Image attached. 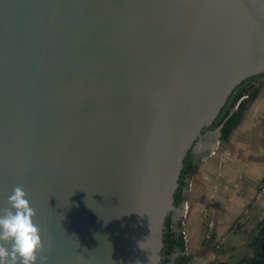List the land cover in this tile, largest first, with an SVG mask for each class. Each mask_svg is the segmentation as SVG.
Instances as JSON below:
<instances>
[{"label":"water","instance_id":"95a60500","mask_svg":"<svg viewBox=\"0 0 264 264\" xmlns=\"http://www.w3.org/2000/svg\"><path fill=\"white\" fill-rule=\"evenodd\" d=\"M263 74L264 0H0V209L23 185L41 264H161L186 157Z\"/></svg>","mask_w":264,"mask_h":264},{"label":"crops","instance_id":"0c3cea01","mask_svg":"<svg viewBox=\"0 0 264 264\" xmlns=\"http://www.w3.org/2000/svg\"><path fill=\"white\" fill-rule=\"evenodd\" d=\"M197 166L186 199L191 249L203 227L211 225L218 234L225 229L236 233L233 251L245 250V244L251 250L264 221V90L250 102L229 139L220 138L214 152Z\"/></svg>","mask_w":264,"mask_h":264},{"label":"trees","instance_id":"16d2710c","mask_svg":"<svg viewBox=\"0 0 264 264\" xmlns=\"http://www.w3.org/2000/svg\"><path fill=\"white\" fill-rule=\"evenodd\" d=\"M253 78L249 80L251 81ZM241 86L237 88V93L235 92L236 94L234 93L231 96L213 124V127L223 125L221 140L226 141L229 139L233 130L242 121L248 105L257 97L260 91V87L255 88L251 86L250 88H242ZM197 168L198 166L195 163L194 155L189 153L184 161V169L180 176L179 188L175 194V205L177 207L186 200L185 189L188 188V180L196 172ZM166 226L165 247L163 250L164 259L161 264H191L190 257L183 254L186 250L183 235L175 230L171 216L167 218ZM211 264H229V262L218 261L212 262ZM238 264H264V221L258 227L257 235L251 244V254L244 257Z\"/></svg>","mask_w":264,"mask_h":264},{"label":"clouds","instance_id":"9594fccd","mask_svg":"<svg viewBox=\"0 0 264 264\" xmlns=\"http://www.w3.org/2000/svg\"><path fill=\"white\" fill-rule=\"evenodd\" d=\"M23 185H17L0 209V264H41L44 243Z\"/></svg>","mask_w":264,"mask_h":264},{"label":"rangeland","instance_id":"374dc122","mask_svg":"<svg viewBox=\"0 0 264 264\" xmlns=\"http://www.w3.org/2000/svg\"><path fill=\"white\" fill-rule=\"evenodd\" d=\"M259 87L264 90V82ZM249 173L250 172L245 175L248 176ZM213 230L214 229H212L211 225L203 227L202 237L197 239V244H194V249H191L192 243H190L188 250L183 253L190 257L191 264H211L212 262L218 261H226L229 262V264H238L244 257L251 254L250 247H248L247 244H245V250L239 252L233 251V245L237 244V242L235 243V239H239L238 236L234 239L236 233H228L227 229H225V231L218 234L213 232ZM248 237L249 236H247V238ZM238 243L239 245L241 244L240 242ZM232 253L234 254L231 255V257L229 254Z\"/></svg>","mask_w":264,"mask_h":264},{"label":"flooded vegetation","instance_id":"af4514ba","mask_svg":"<svg viewBox=\"0 0 264 264\" xmlns=\"http://www.w3.org/2000/svg\"><path fill=\"white\" fill-rule=\"evenodd\" d=\"M264 82V74L263 75H261V76H258V77H255V78H253V80H249V81H246V82H244L243 83V85L241 86L242 88H244V87H246V88H250L251 86H253V87H259L260 85H262V83ZM237 93V92H236ZM235 93V94H236ZM221 126V125H220ZM220 126H218V127H220ZM218 127H211V128H209V129H206L205 130V132L203 133V135H204V138L205 139H207L208 138V136H209V134H208V132H211V131H213V130H215V129H217ZM222 136V135H221ZM194 155V154H193ZM194 160H195V163H196V156L194 155Z\"/></svg>","mask_w":264,"mask_h":264},{"label":"built area","instance_id":"2783aa9c","mask_svg":"<svg viewBox=\"0 0 264 264\" xmlns=\"http://www.w3.org/2000/svg\"><path fill=\"white\" fill-rule=\"evenodd\" d=\"M188 210H189V204L186 202L185 213H184L183 217L180 219L181 234L183 235V238L185 241V248H186L185 251L188 250V246H189V242H190L188 232H187V228H186V220H187V216H188Z\"/></svg>","mask_w":264,"mask_h":264}]
</instances>
